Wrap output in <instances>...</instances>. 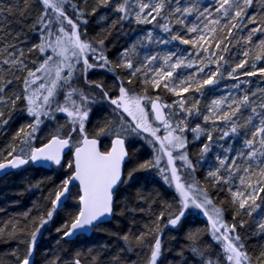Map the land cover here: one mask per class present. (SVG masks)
Here are the masks:
<instances>
[{
	"label": "snow or ice",
	"instance_id": "6c2138e0",
	"mask_svg": "<svg viewBox=\"0 0 264 264\" xmlns=\"http://www.w3.org/2000/svg\"><path fill=\"white\" fill-rule=\"evenodd\" d=\"M29 171L0 264H264V0H0Z\"/></svg>",
	"mask_w": 264,
	"mask_h": 264
},
{
	"label": "trees",
	"instance_id": "16d2710c",
	"mask_svg": "<svg viewBox=\"0 0 264 264\" xmlns=\"http://www.w3.org/2000/svg\"><path fill=\"white\" fill-rule=\"evenodd\" d=\"M2 2L7 3V0H2ZM33 177L40 178L35 172L29 171L22 175H12L0 179V208H6L9 213L24 211L25 207L30 205L32 199L30 194L24 192V189L27 186L26 182ZM5 215L0 213V216ZM113 227H117V225L114 223ZM54 236V232L51 235L45 234L43 244L48 245ZM103 239L106 240L107 236H103ZM0 247L4 246L0 245Z\"/></svg>",
	"mask_w": 264,
	"mask_h": 264
}]
</instances>
